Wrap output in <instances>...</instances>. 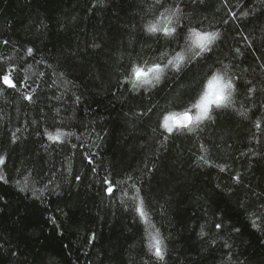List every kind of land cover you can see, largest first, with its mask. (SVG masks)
I'll list each match as a JSON object with an SVG mask.
<instances>
[{
	"label": "trees",
	"instance_id": "trees-1",
	"mask_svg": "<svg viewBox=\"0 0 264 264\" xmlns=\"http://www.w3.org/2000/svg\"><path fill=\"white\" fill-rule=\"evenodd\" d=\"M160 3L0 0V77L16 85L0 80V264H264V0ZM173 5L181 28L221 33L214 53L134 88V69L181 53L145 28ZM223 65L233 106L167 133Z\"/></svg>",
	"mask_w": 264,
	"mask_h": 264
},
{
	"label": "clouds",
	"instance_id": "clouds-1",
	"mask_svg": "<svg viewBox=\"0 0 264 264\" xmlns=\"http://www.w3.org/2000/svg\"><path fill=\"white\" fill-rule=\"evenodd\" d=\"M160 5L157 3V9ZM174 5L168 9V15L173 19L171 27H180V21L185 19L183 13L177 10ZM151 25H155V16L152 17V21L145 25L146 31L149 34L158 33L149 31ZM193 32H198L199 37H193ZM221 38V33L217 30H209L205 28L198 29L195 26H187L184 28V32L180 39V44L183 45L177 47V51L182 54H187L188 57H194V54L198 56L200 54V43H206L209 49L213 47L216 42ZM139 69V68H138ZM139 75L134 72L136 83L133 85L135 88L137 85H148V83L141 82L144 74L148 73V68L139 69ZM237 88L234 79L230 74V68L228 65L216 66L210 68L206 74H204L200 81L197 94L193 97L191 102V113L189 111H175L169 115L167 124L169 127L173 125L182 127L183 129L192 132L195 131L196 126L203 122L214 119L215 113L224 109H229L233 106L234 98L237 95ZM199 102L198 107L194 106Z\"/></svg>",
	"mask_w": 264,
	"mask_h": 264
},
{
	"label": "snow or ice",
	"instance_id": "snow-or-ice-1",
	"mask_svg": "<svg viewBox=\"0 0 264 264\" xmlns=\"http://www.w3.org/2000/svg\"><path fill=\"white\" fill-rule=\"evenodd\" d=\"M194 2H195V0H194ZM200 2L202 3L203 0H200ZM157 3L161 7H163V4L160 3V0H157ZM177 10L179 11V9H177ZM233 16H235V14H233ZM225 23H226V21H225ZM170 24H171L170 21H166L165 26H163L161 28H158L156 25H151L149 28V31H151V32L162 31L164 34V37H165V46L167 47V46H170L173 43H175L176 46L178 47V46H180V39H181L182 34L184 32V28H181V27L173 28L170 26ZM192 35H193V37H199L198 32H193ZM4 43L7 44L8 41H4ZM199 48H200V54L198 56H196L194 54V57L196 59H195V62L192 64V68H195L196 65H200L201 67H204V64H202L201 61L206 62L209 59H211V56L215 50L214 47H211L209 49V46L206 43H200ZM27 51L29 53H31L32 49L29 48V49H27ZM235 51H236V53H239L240 49L236 48ZM160 55L165 60H167V64H162L161 62L155 63L152 67L148 68V73L144 74L143 80L141 82L148 83V84H152L153 82L159 83L161 80L162 74H164L165 68L169 65L172 66L177 73H180L181 71H183V69L181 67V63L185 61V57L183 54L177 53L173 59H167V53H165V52H161ZM192 60H193V57L187 58V62H191ZM185 66H187L186 63H185ZM188 71H192V69L189 68ZM134 72H137V74L139 75L140 70L138 68H136V69H134ZM185 75H187V73H185ZM0 80H2L4 85H7L10 88L16 87V85L13 83V81L10 78V75L8 73H5L2 77H0ZM255 91H256L255 88L248 87L245 89V95L252 93V92H255ZM24 99L31 101L33 99V97L29 95V96H25ZM198 105H199V102H197V104L194 106L198 107ZM148 111H151V109H149ZM186 111H189V110H186ZM241 115H245V113H241ZM167 120H168V117L164 116L163 117V128L166 130L167 133L172 134L173 133V127L168 126ZM256 127L260 128L261 124L259 122H257ZM48 140L58 141V140H60V134H57L56 136L49 134ZM205 163H207V160H205ZM0 168H3L5 171L7 170V161H6L5 157L2 155H0ZM220 170L224 171L225 169L223 167H221ZM78 178L79 177H77V179ZM232 179L237 184L241 183V181H242V177L239 175L233 176ZM0 182H5V183L7 182V178L3 173H0ZM25 185H27V181H25ZM108 192L109 193L113 192V189L111 186L108 187ZM0 199H2V197H0ZM254 204H255V202L252 203V206H254ZM262 204H264V202H262ZM141 215H145V213L141 212ZM257 215H260L259 211L257 212ZM261 220L264 221V216H261ZM215 227L217 229H221L222 225H221V223H216ZM235 231L239 232L240 230L237 228V229H235ZM200 235L201 236L204 235L203 231H201ZM153 239H155V237ZM161 243L162 242L160 240H156L155 255L160 260H163L164 256L162 255L161 248H160Z\"/></svg>",
	"mask_w": 264,
	"mask_h": 264
},
{
	"label": "water",
	"instance_id": "water-1",
	"mask_svg": "<svg viewBox=\"0 0 264 264\" xmlns=\"http://www.w3.org/2000/svg\"><path fill=\"white\" fill-rule=\"evenodd\" d=\"M189 114H191V113H189ZM175 128H182V127H179V126H176V125H173Z\"/></svg>",
	"mask_w": 264,
	"mask_h": 264
}]
</instances>
